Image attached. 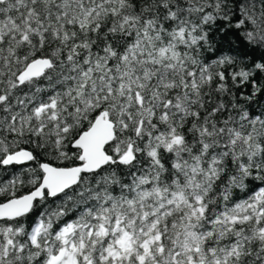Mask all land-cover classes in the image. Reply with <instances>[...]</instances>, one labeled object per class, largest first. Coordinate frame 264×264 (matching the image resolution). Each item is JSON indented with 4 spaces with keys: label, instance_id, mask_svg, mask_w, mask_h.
Segmentation results:
<instances>
[{
    "label": "snow or ice",
    "instance_id": "snow-or-ice-1",
    "mask_svg": "<svg viewBox=\"0 0 264 264\" xmlns=\"http://www.w3.org/2000/svg\"><path fill=\"white\" fill-rule=\"evenodd\" d=\"M0 169V264H264V0H0Z\"/></svg>",
    "mask_w": 264,
    "mask_h": 264
},
{
    "label": "trees",
    "instance_id": "trees-1",
    "mask_svg": "<svg viewBox=\"0 0 264 264\" xmlns=\"http://www.w3.org/2000/svg\"><path fill=\"white\" fill-rule=\"evenodd\" d=\"M9 171H11V169H9ZM6 178L7 177H6L5 170L0 169V179H6ZM246 194H247L246 192H239L238 196L240 199H243V198H245Z\"/></svg>",
    "mask_w": 264,
    "mask_h": 264
}]
</instances>
